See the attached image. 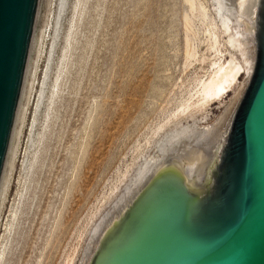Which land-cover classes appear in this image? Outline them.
<instances>
[{"label":"rangeland","instance_id":"374dc122","mask_svg":"<svg viewBox=\"0 0 264 264\" xmlns=\"http://www.w3.org/2000/svg\"><path fill=\"white\" fill-rule=\"evenodd\" d=\"M225 1L193 0L192 10L187 0H56L0 232V264H86L93 236L138 188L144 164L217 124L243 76L206 106L199 87L213 62L243 61L228 35H248L246 17Z\"/></svg>","mask_w":264,"mask_h":264},{"label":"water","instance_id":"95a60500","mask_svg":"<svg viewBox=\"0 0 264 264\" xmlns=\"http://www.w3.org/2000/svg\"><path fill=\"white\" fill-rule=\"evenodd\" d=\"M56 0H0V232ZM90 264H264V0L230 122L183 143Z\"/></svg>","mask_w":264,"mask_h":264},{"label":"bare ground","instance_id":"6f19581e","mask_svg":"<svg viewBox=\"0 0 264 264\" xmlns=\"http://www.w3.org/2000/svg\"><path fill=\"white\" fill-rule=\"evenodd\" d=\"M189 2V7L193 10L195 9V3L193 2V0H187ZM219 1H222V0H219ZM225 1V0H223ZM187 2V3H188ZM226 2V1H225ZM232 2V6H233V9L235 10L236 13H238L239 15H243L244 17H246V20L244 21V24H245V32L248 34L247 35V38L246 40H242L240 39V35L241 33L238 32V30H236V32L234 33H231L229 34V30L230 28V18H226L223 16V19H222V27L224 28V32L226 31L229 35H228V38H227V43L228 45H230L231 47H234L235 49H238L243 57V61L241 62H237L235 61L234 58H230L227 63L226 62H223V63H220V61L218 60V62H213V65L215 66V69L212 71L211 74H209V77L203 81L200 85V90H199V93H200V105L202 103V105L211 100H216L218 98H220L222 95L226 94L229 92L230 89H232L231 87L233 86V84L237 81V79L240 77V76H243V73H244V69H245V66H246V62H247V59H248V55H249V52H250V48H251V40H252V37L254 38V34H255V30H256V26H257V18H258V10H259V4H260V0H230V3ZM223 3V2H222ZM220 4V3H217V11L218 12H222V7L226 6L224 3L223 4ZM227 3V2H226ZM223 5V6H221ZM205 8V7H204ZM230 8V6H229ZM228 8V9H229ZM226 9V8H225ZM224 9V10H225ZM227 9V10H228ZM191 10V11H192ZM233 10V11H234ZM230 11V9H229ZM232 11V12H233ZM206 12V11H205ZM204 11L201 13V15L205 18H207L206 14ZM232 14V13H231ZM189 15V14H188ZM208 15V14H207ZM185 20H187V22L189 21V23H191V20H190V16H186L185 15ZM233 18V17H232ZM249 21L250 24H247V22ZM247 21V22H246ZM214 22V21H213ZM238 22V21H237ZM188 23V24H189ZM240 24V23H239ZM191 25V24H189ZM212 25V24H211ZM210 25V26H211ZM192 26V25H191ZM214 26V24H213ZM234 26V25H233ZM189 28V27H187ZM233 29V28H232ZM208 31V30H207ZM231 31V30H230ZM225 32V34H226ZM189 34V33H188ZM213 34V32H212ZM252 34V35H251ZM188 37H190V35L187 36V39ZM211 37V36H210ZM218 36L215 35L214 33V45H216L215 43H217V38ZM242 38V37H241ZM191 39V37H190ZM189 39V40H190ZM188 40V41H189ZM210 44V43H209ZM217 45H219L217 43ZM218 47V46H217ZM244 48V50L242 51L241 48ZM216 51V50H215ZM219 52V51H218ZM239 52V53H240ZM219 54V53H218ZM222 54V53H221ZM192 55V54H190ZM220 58V57H219ZM217 61V60H216ZM200 83V82H199ZM238 92V91H236ZM198 93V91L196 92ZM199 96V95H198ZM237 98V95L235 96ZM192 101V100H191ZM198 101V100H197ZM196 101V102H197ZM235 100H233V102L228 106L226 107V111L225 113L222 115V117L220 118V120L217 122L216 125H214V127L211 129H207V132H202L203 134L201 135V137L199 139H196L194 142L192 143H206L210 138H212L218 131H220L226 124H228L230 122V119H231V116H232V112H233V108H234V105H235ZM198 103H196L198 105ZM189 104V103H188ZM195 104V105H196ZM193 105V107H197ZM183 106V105H182ZM192 106V105H191ZM206 106V105H205ZM185 107H188V106H185ZM204 107V106H203ZM189 108V107H188ZM201 108V107H200ZM209 112V111H208ZM185 129V128H183ZM189 130V129H187ZM159 131V130H158ZM184 131V130H182ZM182 131H180L182 133ZM194 131V130H193ZM157 132V131H156ZM179 132V133H180ZM180 133V134H181ZM185 133V132H184ZM157 134V133H156ZM187 134V133H186ZM191 134V133H190ZM173 135V134H172ZM177 135V133H176ZM175 135V137H176ZM183 135V134H182ZM196 135V134H195ZM186 136V135H185ZM171 137V136H170ZM179 137V136H178ZM184 137V136H183ZM189 137V136H187ZM172 138V137H171ZM170 139V138H169ZM174 139V138H172ZM193 139V138H192ZM177 140V139H176ZM174 142V140H173ZM172 142V144H173ZM179 142V141H177ZM175 142V143H177ZM171 143V140L170 142ZM168 143V144H169ZM184 143H187V142H184ZM161 144V143H160ZM171 144V145H172ZM183 143H181L177 149H175V152L180 148V146L182 145ZM170 145V144H169ZM170 145V146H171ZM160 146V145H159ZM163 146V145H162ZM161 147V146H160ZM163 148V147H162ZM166 148V147H165ZM172 148V147H171ZM170 148V149H171ZM160 149V148H159ZM169 149V150H170ZM163 151H165L163 154V158L158 160V159H154V161H151V162H147L146 166H143L145 167V170H142L141 173L142 175L139 176V179L138 178H135L137 180V183L139 182L140 185L138 186V188L136 190H134L132 192V194L119 206V208L117 209V212H115L113 215H111V217L113 216V218L108 222L109 219H107V221L102 225H99L101 226L100 229L98 230L97 233H95L96 235L93 236L94 238H96V245L93 249L90 250L91 253L93 254H90L89 256V259L93 258V256L95 255V253L97 252V249L99 247V244H100V241L102 239V237L108 232V230L114 225V223L120 218V216L126 211V209L132 204V202L138 197V195L144 190V188L150 183V181L156 176V174L162 169V167L168 162V160L174 155V153H171L169 154L167 151V149H163ZM152 159V158H150ZM150 159L148 161H150ZM144 169V168H143ZM140 174V170H139V173ZM138 177V176H137ZM134 179V180H135ZM133 183V182H132ZM135 184L134 186H136V183H133ZM132 188V187H131ZM127 189V188H126ZM128 189H130L128 187ZM131 190V189H130ZM129 191H126V193L129 194ZM131 193V192H130ZM125 195H123L124 197ZM125 199V198H124ZM122 200V198L119 200L118 203H120ZM117 208V207H116ZM99 226H97L95 229H97ZM96 232V230H95ZM94 234V233H93ZM92 246V245H91ZM83 256V255H82ZM87 259V258H86ZM88 259V261H89ZM91 259L88 263L86 264H90L91 262ZM73 261V260H72ZM84 264V262H83Z\"/></svg>","mask_w":264,"mask_h":264}]
</instances>
